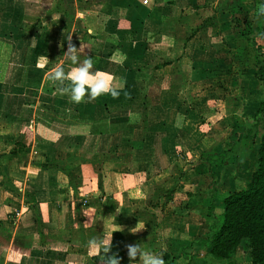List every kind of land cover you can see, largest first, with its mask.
Wrapping results in <instances>:
<instances>
[{
	"label": "crops",
	"instance_id": "1",
	"mask_svg": "<svg viewBox=\"0 0 264 264\" xmlns=\"http://www.w3.org/2000/svg\"><path fill=\"white\" fill-rule=\"evenodd\" d=\"M15 3L0 12L10 29L0 39L11 47L0 58V264H107L112 256L140 264L129 245L165 264H225L199 233L212 191L218 215L220 195L246 188L256 167L264 60L233 14L250 15L264 47L262 0ZM69 45L79 63L92 58L91 71L112 78L119 96L75 104L58 91L69 81L45 84L58 63L73 67ZM53 47L65 49L55 62ZM209 152L224 161L210 166ZM200 172L215 182L202 186L211 189L204 200L199 179L190 180ZM91 240L110 242L108 252L96 255Z\"/></svg>",
	"mask_w": 264,
	"mask_h": 264
},
{
	"label": "trees",
	"instance_id": "2",
	"mask_svg": "<svg viewBox=\"0 0 264 264\" xmlns=\"http://www.w3.org/2000/svg\"><path fill=\"white\" fill-rule=\"evenodd\" d=\"M233 22L234 27L239 29L242 36L254 47L257 58L264 60V47L255 40L256 30L253 28V19L250 15L242 12L240 7L235 8ZM64 51L63 47H53L49 51V57L55 62L61 59ZM257 77L264 84V68ZM45 84L51 86L58 83L52 84L47 78ZM263 109L264 101L260 103L257 113H262ZM232 145L225 144V149H231ZM224 152L226 151L222 150V157ZM218 158L212 162L214 166H219L224 161L222 158L219 162ZM216 195V191L213 190L207 214L210 223L199 233L202 245L210 248V254L214 259L228 264L237 247L245 241L250 263L264 264V133L260 137L257 163L250 182L246 188L229 193L223 198V208L218 215L213 202Z\"/></svg>",
	"mask_w": 264,
	"mask_h": 264
},
{
	"label": "clouds",
	"instance_id": "3",
	"mask_svg": "<svg viewBox=\"0 0 264 264\" xmlns=\"http://www.w3.org/2000/svg\"><path fill=\"white\" fill-rule=\"evenodd\" d=\"M258 12L260 15H264V0H262ZM65 55L73 67L66 71L64 64L61 62L56 65L54 70L47 73L48 81L52 84L59 83L60 85H64L65 81L70 82L68 86L58 88L61 95L67 94L70 101L75 104L81 103L86 96L89 101L96 100L103 94H110L113 97L119 96V91L111 86L112 78L110 76L99 70L96 72L91 71L94 66L92 58H86L82 64L79 63L78 49L72 45H69ZM143 227L141 226V228ZM89 245L90 249H96V255H100L101 251L104 253L108 252L110 242L98 245L97 241L91 240L89 241ZM138 252L140 254V264H165L162 258L163 255H158L151 251H143L138 245L128 246L130 261L137 257ZM106 260L107 264H119V259L115 256L107 257Z\"/></svg>",
	"mask_w": 264,
	"mask_h": 264
},
{
	"label": "rangeland",
	"instance_id": "4",
	"mask_svg": "<svg viewBox=\"0 0 264 264\" xmlns=\"http://www.w3.org/2000/svg\"><path fill=\"white\" fill-rule=\"evenodd\" d=\"M23 2V0H16V3H15V5H14V9H15V7L16 6H18V5H20L21 3ZM10 4V3H9ZM8 0H0V12L2 11H9V8H8ZM34 6H36V5H34ZM27 7H30V5H28ZM29 10H31L32 12H34L35 11V7H30L29 8ZM1 18H4V15H2V14H0V19ZM32 18V17H31ZM31 20H34V19H31ZM9 30L10 29H7L6 27H3V26H1L0 25V32H2V33H5V32H9ZM0 38L2 39V36L0 35ZM0 39V58H2V60H6V57L10 54V51H11V47L9 46V45H7L5 42H4V39H3V41ZM14 65H13V67H14V70H18L19 69V66L21 65L20 64V62L19 61H17V60H14ZM10 66V65H9ZM3 77H1L0 78V81H3ZM12 80H14V79H8V81H12ZM2 84H4V83H2ZM2 88H3V90H8V87H7V85H2L1 86ZM233 106H234V103H233ZM264 126H262L261 125V127L259 128L260 130L259 131H256L257 133H261L262 131V128H263ZM224 140H227V137H226V135L224 134ZM253 138H255V137H253ZM252 145H253V143H250L249 144V147H252ZM223 147V146H222ZM222 150V149H221ZM220 150V151H221ZM219 154V153H218ZM218 154H216V152H214V154L212 153V152H209V154L207 153L206 154V157L208 158V163H209V165L211 166V165H213V163H214V156H218ZM197 161L198 160H195V162H190V165H193V164H196L197 163ZM213 162V163H212ZM228 163H229V160H228ZM186 167H188V169H191V166H190V168H189V166H187V165H185ZM188 169H187V171H188ZM255 170V169H254ZM254 172V171H253ZM202 172H200L199 173V175H198V178H196L195 179V175L193 174V173H191V177H190V175H189V177H190V180H192L193 182H197V180L199 179V182H201V187H200V189H198L197 187L195 188V192H196V190L198 189L200 192H199V194H198V196H199V198H201V200H204V198H206V197H209L210 196V190L213 188H215V182H214V180H213V178L210 176H208V175H206V174H202ZM180 178V177H179ZM196 180V181H195ZM192 181H190V182H192ZM209 184H210V186H211V189L210 190H208L207 188H208V186H209ZM164 186V188H166V187H168L169 186V183H165V184H163L162 185V187ZM202 186H206L205 188H202ZM202 188V189H201ZM161 190V189H160ZM159 189L157 190V193H159V192H161ZM217 193V192H216ZM220 195V194H219ZM219 195H218V197H219ZM227 194H224L223 196H221L220 195V197L221 198H223V197H225ZM217 196V195H216ZM194 212V211H193ZM215 212H217V210H215ZM196 216V215H195ZM195 216H193V218H195ZM205 227L210 223V220H205ZM239 252V255L238 256H236V252ZM236 252L233 254V256L231 257V264H250V261H249V259H248V255H247V246H246V242L245 241H243L242 243H241V245L240 246H238L237 247V249H236ZM236 256V257H235ZM209 264V263H208Z\"/></svg>",
	"mask_w": 264,
	"mask_h": 264
},
{
	"label": "built area",
	"instance_id": "5",
	"mask_svg": "<svg viewBox=\"0 0 264 264\" xmlns=\"http://www.w3.org/2000/svg\"><path fill=\"white\" fill-rule=\"evenodd\" d=\"M146 2V1H145Z\"/></svg>",
	"mask_w": 264,
	"mask_h": 264
}]
</instances>
